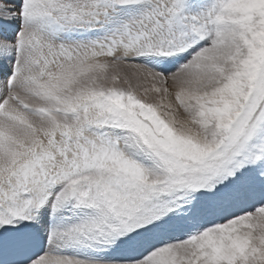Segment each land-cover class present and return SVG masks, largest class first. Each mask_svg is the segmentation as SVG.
<instances>
[{"label": "snow or ice", "instance_id": "6c2138e0", "mask_svg": "<svg viewBox=\"0 0 264 264\" xmlns=\"http://www.w3.org/2000/svg\"><path fill=\"white\" fill-rule=\"evenodd\" d=\"M0 264H264V0H0Z\"/></svg>", "mask_w": 264, "mask_h": 264}]
</instances>
